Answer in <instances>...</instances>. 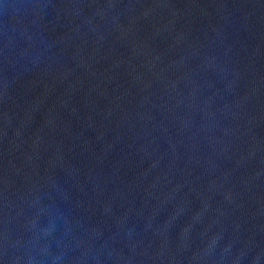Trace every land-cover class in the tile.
I'll return each mask as SVG.
<instances>
[{
    "label": "water",
    "instance_id": "water-1",
    "mask_svg": "<svg viewBox=\"0 0 264 264\" xmlns=\"http://www.w3.org/2000/svg\"><path fill=\"white\" fill-rule=\"evenodd\" d=\"M0 264H264V0H0Z\"/></svg>",
    "mask_w": 264,
    "mask_h": 264
}]
</instances>
